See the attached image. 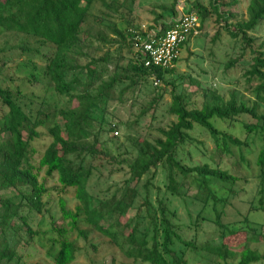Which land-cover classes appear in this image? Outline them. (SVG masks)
I'll return each instance as SVG.
<instances>
[{
  "label": "trees",
  "instance_id": "trees-1",
  "mask_svg": "<svg viewBox=\"0 0 264 264\" xmlns=\"http://www.w3.org/2000/svg\"><path fill=\"white\" fill-rule=\"evenodd\" d=\"M133 1L0 0V37L6 38L0 45V133L3 134L0 137V263L12 261L15 256L8 239L10 229L17 230L16 222L22 220L30 232L26 217L42 212L43 196L49 192L48 178L55 179L63 191L73 188L79 200L73 211L63 197L59 198L61 217L69 220V230L77 228L81 210L87 223L128 258L150 264H188L183 248H190L208 262L264 263V231L247 224L246 218L242 228L222 221L223 210L235 193L239 177L223 167L221 161L223 156H231L234 148L241 152L246 135H254L260 141L255 150L260 197L257 203L251 201L249 211L264 209V112H259V107L264 105V49H252L254 37L250 35L264 23V0H249L243 17H238L236 0H209L208 5L194 1L188 10L198 14L201 24L213 13L224 22L227 35L240 38L241 54L250 49L249 66L243 70L242 77L244 90L253 97L252 103L248 104L235 89L228 93V98L210 90L203 91L204 102L200 107L188 108L183 95L172 93L167 112L174 120L160 128L155 138L139 135L131 142L134 147L131 154L118 157L102 140L109 132L117 133L119 121L107 117L109 106L115 101L121 106L130 101L129 106H133L140 87L150 80L154 85L164 81L166 74L174 72L179 59L170 67L145 65L137 40L152 29L161 35L173 27L175 22L165 18L176 15V0L170 6L159 5L166 15L163 12L155 15L146 29L133 28L128 20ZM232 19L234 23H229ZM121 23L130 29L119 28ZM105 33L114 39L107 41ZM13 36L19 43L10 49L7 42ZM114 45L117 49L126 46L133 54L126 64L121 63L122 56L114 62L110 58L109 48ZM100 49H105L100 56L92 54ZM21 57L36 71L18 75ZM37 57L43 60L39 68L33 62ZM239 59L228 60L225 70ZM39 76L47 80L56 94L67 98L62 107H50L43 96V86L38 87ZM161 96L157 93L142 104L129 125H137L139 118L149 112L153 115ZM33 102L36 108L28 112L24 105ZM236 124L244 134L242 138L235 134ZM195 125L212 140V164L187 165L178 153L187 140L193 141L190 131ZM115 161L126 166L127 178L110 195L99 197L90 190L91 179L100 175L101 167L107 166L111 172ZM158 166L166 172V190L171 194L181 196L185 185L196 189L193 196L202 203L199 221L205 220L202 212L210 206L216 242L195 244L186 240L163 198L157 199L156 206L148 194L142 202H136L142 178L152 170L155 172ZM178 176L181 181L177 180ZM141 205L154 208L149 215L146 213L145 224L140 215ZM133 209L135 214L130 216ZM252 243L256 246H251ZM76 251L75 242L64 235L53 253L54 264L73 262Z\"/></svg>",
  "mask_w": 264,
  "mask_h": 264
},
{
  "label": "rangeland",
  "instance_id": "rangeland-1",
  "mask_svg": "<svg viewBox=\"0 0 264 264\" xmlns=\"http://www.w3.org/2000/svg\"><path fill=\"white\" fill-rule=\"evenodd\" d=\"M173 1L134 0L132 11L127 16L128 20L132 23L133 28L146 29L153 22L155 15L161 12L166 15L165 11H161L158 6L162 4L170 6ZM186 1L190 6L194 1H199L204 5L209 3V0ZM236 1L238 17H243L246 14L249 0ZM165 20L167 19L165 18ZM234 21L232 19L228 22L234 23ZM223 25L224 22L222 20L217 19L216 15L210 13L202 24L200 22L196 34L189 37L188 43L181 49L173 73L166 74L164 81L158 82V85H154L155 83L150 80L151 82L141 86L139 93L133 99L135 101H132L133 106H129L130 101L124 106H121L116 101L109 106L107 117L110 120L119 121L117 133L109 132L102 137L105 146L110 152L119 155L118 157H126V155L131 154L130 151L134 148L131 142L139 135L149 139L157 137L159 129L165 128L174 120V116L167 112L172 100V93L183 95V102L188 108L200 107L204 102L203 91L210 90H217L228 98V93L235 89L248 104L252 103L253 97L244 90V78L242 77L243 70L249 66L250 49L245 50L241 54L240 38L233 39L227 35L223 30ZM118 27L126 31L130 26L126 23H121L118 24ZM103 35L107 41L114 39V36H111L110 33ZM250 35L254 37L252 49L258 47L264 49V23L256 31L251 32ZM8 40L10 42H7V45L10 49L19 43V39L14 38V36L11 39L8 38ZM4 41H6V38L0 37V45H3ZM31 44L33 43L31 42ZM126 48L125 46L122 49H117V45L109 48V55L113 62L118 56H122V64L128 62V59L133 54ZM104 50H96L92 54L98 57ZM41 51L46 52L44 49ZM11 52L14 53L15 50H11ZM236 58L240 59L226 71L225 63L230 59ZM33 62L39 68L43 60L37 57L33 59ZM81 63L83 64L84 61ZM19 64L18 75L30 73L34 70L24 57L20 58ZM39 78L38 87L43 86V96L50 107L52 109L62 107L67 98L56 94L45 78L41 76ZM167 81H170L168 85L166 84ZM46 85L48 89H45ZM26 91L29 92L30 89ZM157 93L162 96L153 110V115L149 112L144 117L139 118L137 125L130 126L129 123L135 120L136 115L142 108V104L148 102ZM24 106L28 112H32L37 105L33 102ZM259 112H264V105L259 107ZM195 126L197 127L190 131L193 141L187 140L179 148L178 153L187 165H198L205 162L212 164V159L210 158L213 152L212 140L205 130L198 128V125ZM233 128L236 131L235 134L242 138L244 134H241L238 125L236 124ZM2 136L3 134L0 133V137ZM44 141L42 139V142ZM259 145L260 141L254 135H246L245 144L241 152L234 148L231 156H223L221 160L223 167L228 168L232 174L239 177L234 186L235 193L230 198L225 210H223L222 221L242 228L245 226L246 218L247 224L252 223L254 227L264 231V209H258L256 212L249 211L252 208L251 201L254 199L253 204L254 201L257 203L260 197L257 193L259 187L257 186L258 168L256 166L255 151ZM112 169L109 172L110 168L107 166L101 167L100 175H95L91 179L92 188L90 190L99 197L110 195L127 178L126 166L123 163L115 161ZM43 176L44 173L42 172L41 177ZM166 179V172L162 166H158L155 172L152 170L145 175L138 186L140 196L136 202H142L144 196L148 194L150 201L156 206L157 199L163 198L169 211L174 214L172 217L173 222L180 226L183 232L182 235L186 240L194 241L195 244L208 240L213 243L216 242L217 240L214 238L215 225L212 222L214 214L210 206L202 212L205 220L199 221L197 216L201 213L202 203L193 196L196 189L185 185L181 188V196L173 195L166 190ZM177 180L181 181V177L178 176ZM130 185H133V182H130ZM144 185H147V188ZM46 186L49 188V192L43 196L42 212L32 213L26 217V222L30 226L31 231L29 232L25 229L22 220L16 222L17 230L13 231L10 229L8 232V239L13 245L15 256L12 261L1 262L0 264H54L53 253L57 250V244L64 235L74 241L77 247L75 260L69 264H150L124 256L116 246L110 244L108 238L98 233L87 223L86 217L81 210L78 216L77 228L69 230V220L62 219L58 201L60 197H63L66 200L67 207L75 211L76 206L79 205V200L75 197L74 189L67 188L63 191L61 185L55 179L50 178L47 179ZM253 196L255 197L253 198ZM146 207L141 205L140 215L144 224L146 222V213L149 215V212L152 213L154 209L152 207L146 209ZM135 210L130 211V216H134ZM141 223L143 224L142 220ZM62 230L66 232H60ZM251 246H256V244L252 243ZM183 249L186 250L188 264H221L219 262H208V260L195 255L190 248ZM227 264H236V260H229Z\"/></svg>",
  "mask_w": 264,
  "mask_h": 264
},
{
  "label": "built area",
  "instance_id": "built-area-1",
  "mask_svg": "<svg viewBox=\"0 0 264 264\" xmlns=\"http://www.w3.org/2000/svg\"><path fill=\"white\" fill-rule=\"evenodd\" d=\"M199 25L198 14L187 11L182 14L179 22H175L173 27L163 34L158 35L157 30L152 29L144 38H138L139 51L145 65L172 66L179 57L181 45L187 38L196 34Z\"/></svg>",
  "mask_w": 264,
  "mask_h": 264
},
{
  "label": "water",
  "instance_id": "water-1",
  "mask_svg": "<svg viewBox=\"0 0 264 264\" xmlns=\"http://www.w3.org/2000/svg\"><path fill=\"white\" fill-rule=\"evenodd\" d=\"M190 8V4L186 0H176L175 11L176 15L169 16L166 21L179 22L182 14L187 12Z\"/></svg>",
  "mask_w": 264,
  "mask_h": 264
}]
</instances>
